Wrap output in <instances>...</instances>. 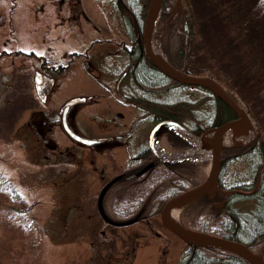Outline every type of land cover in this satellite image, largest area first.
I'll list each match as a JSON object with an SVG mask.
<instances>
[{
	"label": "rangeland",
	"instance_id": "374dc122",
	"mask_svg": "<svg viewBox=\"0 0 264 264\" xmlns=\"http://www.w3.org/2000/svg\"><path fill=\"white\" fill-rule=\"evenodd\" d=\"M183 2L194 25L186 64L234 94L264 144V0ZM133 32L114 0H0V176L22 198L15 204L0 195V264H176L188 247L164 228L160 213L136 222L146 211L130 202L124 210L135 212V222L116 226L97 211L102 188L126 170L150 132L140 106L122 96ZM162 38L163 25L155 23L150 45L160 57ZM39 58L47 60L46 73ZM69 102L73 131L93 145L63 130ZM168 130L154 141L170 155ZM230 132L224 148L245 138ZM192 160L205 181L213 155ZM249 176L245 162L236 161L225 186L247 187ZM186 202L175 206L181 226ZM244 203L238 207L247 210Z\"/></svg>",
	"mask_w": 264,
	"mask_h": 264
},
{
	"label": "trees",
	"instance_id": "16d2710c",
	"mask_svg": "<svg viewBox=\"0 0 264 264\" xmlns=\"http://www.w3.org/2000/svg\"><path fill=\"white\" fill-rule=\"evenodd\" d=\"M145 2L114 0L131 37L134 30L140 36L147 4ZM183 4V0H180V4L178 0H162L156 24L163 25L160 43L163 59L177 70L191 72L186 64V54L190 43L194 41V25L184 16L186 12L181 10ZM135 36L128 50L130 62L124 70L126 75L122 83L126 93L122 96L128 103L140 106L144 121L148 122V131L158 122L169 120L192 134L188 138L177 129L168 128L165 139L173 147V154L194 150L193 137L235 118L234 112L211 92L199 86L173 81L149 65L145 56L140 55L138 38ZM29 55L33 56L32 53ZM39 61L40 71L46 73L50 69L46 58H39ZM56 74H61V71ZM230 94L234 97L233 93ZM260 136L258 132L249 144L221 152L217 189L189 200L180 217L184 227L237 242L255 254H262L264 259V167L260 171L256 190L253 191L258 169L264 166V144L259 141ZM192 158L176 156L159 159L141 150L127 161L122 175L111 180L102 198L101 212L113 222L131 224L135 222L132 218L135 212L129 208L124 210V205L131 202L135 208L146 211L145 216L142 219L138 217L136 222L157 216L169 199L202 183L201 170ZM236 161H244L248 168L250 184L247 187L225 186L224 174L228 166ZM231 189L250 194L222 193ZM0 195L15 204L22 202L14 187L1 176ZM244 202L250 204L247 210L238 207ZM96 207L98 214L103 217ZM117 215H122L123 219L118 220ZM184 242L188 247L182 251L176 264H249L238 254L226 249Z\"/></svg>",
	"mask_w": 264,
	"mask_h": 264
},
{
	"label": "water",
	"instance_id": "95a60500",
	"mask_svg": "<svg viewBox=\"0 0 264 264\" xmlns=\"http://www.w3.org/2000/svg\"><path fill=\"white\" fill-rule=\"evenodd\" d=\"M162 0H150L148 3V6L145 11V16L141 28V44L144 50L145 57L147 59V62L149 65L154 66L156 69H158L162 74L167 76L173 81L184 83L187 85H193V86H199L207 91L214 94L218 99H220L222 102H224L228 107H230L235 113L237 118L235 120L226 122L222 124L219 127H216L215 129L210 130L209 132H214V145L212 148L213 153V166H212V172L209 175V177L202 182L200 185L187 190L181 194H178L171 199H169L162 207V210L160 212V218L162 225L181 238L182 240H188V241H195L198 244L202 245H212L216 247H220L223 249H226L228 251H231L235 254H238L242 258H244L246 261H248L249 264H264V260L257 255H255L253 252H251L249 249H247L244 245L239 244L237 242H233L231 240H227L224 238H219L216 236H212L203 232H198L195 230H191L188 228H185L181 226L180 224H173L169 221L167 213L169 208H171L174 205H178L179 203H183L186 201H189L190 199H193L203 193L214 191L217 189L218 185V175L220 171L221 166V145L219 144L220 136L223 132L226 130L230 131L232 129L236 130L237 135H246L249 134L250 136L248 139L243 142L247 143L255 136V130L253 127V124L251 122V119L249 118L247 112L240 106L239 103H237L234 98L225 90L217 81L211 79L208 76H196L192 75L185 71H179L175 68L169 66L168 64H162L159 60L155 58L153 55V52L151 50L150 45V37H151V30L153 25L155 24L158 10L161 6ZM35 80L38 84L41 83V75L39 73H36ZM68 107H65V110L63 111V117H62V127L64 131L75 141L82 143L84 145L90 146L94 143V140H88L85 139L77 134H75L68 126L66 122V111ZM169 126L177 129L181 133L185 134L186 136H191L189 132H187L185 129H183L179 124L165 120L158 122L153 128L151 129L149 133L148 138V149L153 153L154 156H156L159 159H166L168 157H183V156H189L193 155L194 152L192 151H183L179 152L170 156L164 155L162 152L157 150L154 147L153 144V138L157 131H159L162 127ZM205 135V134H204ZM204 135H201L196 140V150L200 153H209L208 146L203 143ZM258 183V182H257ZM256 183V186H257ZM110 183L106 184L105 187L102 189V191L99 194L97 206L102 211L101 208V202L104 195L105 190L108 188ZM222 193H238V194H247L243 193L239 190H228L223 191ZM103 214V212H101ZM104 218H106L104 216ZM109 221V220H108Z\"/></svg>",
	"mask_w": 264,
	"mask_h": 264
},
{
	"label": "bare ground",
	"instance_id": "6f19581e",
	"mask_svg": "<svg viewBox=\"0 0 264 264\" xmlns=\"http://www.w3.org/2000/svg\"><path fill=\"white\" fill-rule=\"evenodd\" d=\"M152 52H153V55L155 56V58L157 60H159L162 64H165L164 61L162 60V58L159 56V54L157 52H155L153 50V48H151ZM229 134H230V131L226 130L225 132L222 133V135L220 136V139H219V144L220 145H224L225 143H227L230 139L229 137ZM211 137H209L208 141H206L205 143L209 146L210 149L213 148V145H214V139ZM212 172V170H211ZM175 206H172L171 208H169L168 210V213H167V216H168V219L171 223L177 225L178 224V218H179V215H178V211L175 209Z\"/></svg>",
	"mask_w": 264,
	"mask_h": 264
},
{
	"label": "flooded vegetation",
	"instance_id": "af4514ba",
	"mask_svg": "<svg viewBox=\"0 0 264 264\" xmlns=\"http://www.w3.org/2000/svg\"><path fill=\"white\" fill-rule=\"evenodd\" d=\"M138 41V49H139V52H140V55H143L144 56V53H143V47H142V44H141V41H140V39L139 40H137ZM40 69H41V67H40ZM39 69V70H40ZM125 75H126V72L124 73ZM125 75H122L123 76V78H125ZM120 80H121V78H120ZM121 98H123L122 96H120ZM124 99V98H123ZM125 100V99H124ZM71 106H73V102H69V104H68V106H66V107H68L69 109H70V107ZM66 122H67V124H68V126H69V128L73 131L74 129L72 128V126L70 125V123H69V121H68V117L66 116ZM75 131V130H74ZM73 131V132H74ZM75 133V132H74ZM67 134V133H66ZM78 135V134H77ZM72 139V138H71ZM73 140V139H72ZM146 147V148H145ZM141 150H144L145 152H149L151 155H153L150 151H149V149H148V144L147 143H145L142 147H140L139 148V152L141 151ZM139 152H138V154H139ZM137 154V155H138ZM131 158V157H130ZM129 158V159H130ZM128 159V160H129ZM122 173H123V171H122ZM122 173L121 174H119V175H117L116 177H119V176H121L122 175ZM111 181V180H110ZM109 181V182H110Z\"/></svg>",
	"mask_w": 264,
	"mask_h": 264
}]
</instances>
